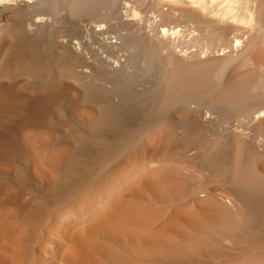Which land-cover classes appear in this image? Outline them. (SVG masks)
Returning a JSON list of instances; mask_svg holds the SVG:
<instances>
[{
  "label": "bare ground",
  "instance_id": "bare-ground-1",
  "mask_svg": "<svg viewBox=\"0 0 264 264\" xmlns=\"http://www.w3.org/2000/svg\"><path fill=\"white\" fill-rule=\"evenodd\" d=\"M96 1L0 0V264H17L29 213L42 264L61 251L63 264H264V0L212 10L218 34L228 20L257 28L215 57L183 52L180 23L149 24L120 0L107 10L136 34L100 24L93 63L65 32ZM173 1L209 12L207 0Z\"/></svg>",
  "mask_w": 264,
  "mask_h": 264
},
{
  "label": "rangeland",
  "instance_id": "rangeland-1",
  "mask_svg": "<svg viewBox=\"0 0 264 264\" xmlns=\"http://www.w3.org/2000/svg\"><path fill=\"white\" fill-rule=\"evenodd\" d=\"M101 1V2H100ZM97 0L96 2H95V4H92V6L93 7H91L90 9L91 10H89V11H86V9H89V7L88 6H84V4H82V7L83 8H81V5H79V7L81 8V10H83V11H81V13L79 12V30L78 31H72V30H67L65 33L66 34H79V40H80V43H82L81 45H82V47H83V49H90L89 51L88 50H86L87 52H88V54H89V56H90V62H93V63H97L98 62V55L96 54V53H98L99 52V49H97L99 46H100V41H99V36H98V40L96 39L97 38V35H100L101 33H102V31H101V33L99 34V30H101V29H99L98 27L100 26V24H103L102 26L104 27L102 30H103V34H136V33H134V31H132V30H130V29H127V28H124L121 24H120V22L117 20V18H115L116 16H115V14L113 15L112 13H115L114 11H116V9H119L118 8V6L121 4L120 3V0H118L119 2H116L117 0H111V2H110V0H107V1H105V0ZM104 2V7H103V2ZM128 1V2H127ZM154 1V6H153V2H152V0H149V2L151 3L152 2V4H150L149 2H148V0H121V2H125V4H121L120 5V8L122 9V10H130L129 8H130V6H131V9L132 10H134V8H136V10L135 11H137L138 13H140V15H142V16H144L145 17V21H146V19H147V23H151V22H157V23H159L160 25H164L165 23H166V27H173L174 25H169L170 24V22H174V24H175V26H176V23H180L179 24V26L178 27H175V30H178V32L180 33L181 31L183 32L184 30L185 31H187V32H190V31H193L194 30V35H198V37H197V39H196V37L195 36H193V32L190 34V35H188V33L187 32H183L184 34H182V33H180V35H179V33H178V36H179V39H180V41H179V44L182 46V48L184 49H182V51L184 52H187V53H195V54H198L199 56H201V57H215V56H218V55H223L222 54V52H224L225 54L226 53H228L229 51H232L233 50V48H234V45H235V43H236V41L239 39L241 42H245L246 41V36H247V38L249 37V36H252V35H256L255 33L257 32V28L255 27V28H253L251 25H246V26H244L245 25V23H244V25H243V23L242 22H239V23H237V22H235V21H233V20H228V21H226V22H222L221 24H222V27H223V31H225V32H223L224 34H222V32L220 33L219 32V34H218V32L217 31H213V30H216L215 28H216V24H218L217 22V20H218V18L216 17V16H214L213 15V11L212 10H215V8L217 9V8H223V7H227V4H228V2L230 3L231 1H233V0H207L208 1V4H209V12H208V14L207 15H205V17L203 16V18H201V19H199V18H195V17H193L192 15H190V14H188V13H186V12H184V9L185 8H188V7H185V6H183L182 4H180V3H177V2H175V1H173V0H153ZM216 1V2H215ZM115 2V3H114ZM126 2H127V4H126ZM139 2V3H138ZM225 2V3H224ZM236 2H238V0L237 1H233V2H231L230 3V5L229 6H232L233 8H234V10H235V12L236 13H239V14H244L245 13V9H244V7L246 6V4H245V6H244V4H242V2H245L244 0L242 1L241 0V2L239 1L237 4H235ZM97 3H100V4H97ZM107 3H108V5H107ZM239 3H241L242 4V6H240V7H238V8H240V9H238L237 10V8H235V7H237V5L239 6ZM112 4H113V6H112ZM114 4H116V5H118L117 6V8H115V10L113 9V7H114ZM136 4V5H135ZM137 4H139V5H142V6H140L139 7V5H137ZM148 4V5H147ZM150 4V5H149ZM226 4V5H225ZM233 4H235V5H233ZM107 5V7H105ZM110 5L112 6V9L114 10L113 12H112V9H111V7H110ZM116 5H115V7H116ZM219 5H222L221 7H219ZM108 6H109V9H108ZM122 6H127V7H122ZM150 6V7H149ZM211 6V7H210ZM86 7H88V8H86ZM129 7V8H128ZM147 7H148V11L146 10L147 9ZM151 7H153V8H155V9H150ZM102 8H105V9H103L104 10V12H103V10H102ZM125 8H127V9H125ZM138 8H142L141 9V11H140V9H138ZM146 8V9H145ZM110 10V11H108V10ZM80 10V9H79ZM107 10V11H106ZM152 10V11H151ZM153 10H154V12H153ZM155 10H157V11H155ZM242 10V11H241ZM85 11V12H84ZM140 11V12H139ZM212 11V12H211ZM101 12H103V14L101 13ZM109 12H110V15L109 16H111V17H108L107 15H105L106 13H108L109 14ZM151 12V13H150ZM155 12H159V13H157V14H155ZM177 12V13H176ZM85 13H87L85 16H84V14ZM149 13V14H148ZM211 13V14H210ZM102 14V15H101ZM159 14H161V15H159ZM184 14V15H183ZM88 15H90L91 17H89ZM106 17V19L104 18V16ZM148 15V16H147ZM150 15H152V17L150 16ZM159 15V16H158ZM87 16H88V18H87ZM115 16V17H114ZM181 16H182V18H181ZM112 18V19H111ZM114 18V19H113ZM150 18V19H149ZM159 18H160V20H159ZM165 18V20H166V22H165V20L163 21L162 19H164ZM94 19H96V23H95V20ZM117 20V22H116V20ZM153 19V20H152ZM107 20V21H106ZM109 20H111V21H109ZM115 20V22H116V24H115V22H114V24L113 25H111L112 24V22ZM149 20V21H148ZM99 21V22H98ZM151 21V22H150ZM92 22V23H91ZM101 22V23H100ZM163 22H165L164 24H163ZM176 22V23H175ZM181 22L184 24L185 23V26H183V25H181ZM192 22H193V26L195 25V28H193V26L192 25H190V24H192ZM118 23H119V25H118ZM169 23V24H168ZM97 24H99V25H97ZM177 24V25H178ZM97 25V26H96ZM189 25V26H188ZM89 26H91V27H89ZM94 26V27H93ZM181 26H183L184 27V29H182L183 27H181ZM196 26H197V28H196ZM208 26H210V27H208ZM211 26H213L212 28L213 29H211ZM165 27V26H164ZM188 27V28H187ZM248 27V28H247ZM250 27V28H249ZM88 28H89V30H88ZM192 28H193V30H192ZM203 28V30H202V32H201V29ZM205 28H206V32L208 31V33H206L204 30H205ZM245 28V29H244ZM98 29V32L96 31ZM195 29H197L196 31H195ZM209 29V30H208ZM253 29H255V30H253ZM123 30V31H122ZM180 30V31H179ZM244 30V31H243ZM246 30V31H245ZM253 30V31H252ZM90 31V32H89ZM198 31H199V33H198ZM211 31H213V32H215L216 34L214 35V33H212ZM243 31V32H242ZM252 31V32H251ZM132 32V33H131ZM197 32V33H196ZM238 32H240L239 34H238ZM246 32H248L247 34H246ZM187 33V34H186ZM200 33H202V34H200ZM204 33H205V35L207 36V37H205L206 39H205V43H206V41H208L209 42V46H213V44H214V46H216V44L217 43H215L217 40V42L218 43H220L219 41L221 40V43L222 42H225V40L227 41V42H225V43H222V46L220 45V44H218L220 47H218V45H217V48L218 49H212V50H215L216 52H212V50H211V48L212 47H209L208 45H207V43L206 44H204L203 42H204V40H203V42H202V39H201V35H203L204 36ZM213 35H212V34ZM242 33V34H241ZM86 34H87V36L90 34V35H94L95 36V39H93L94 37L92 36V38H89V36L87 37V39H86ZM185 34H186V39L188 38V36L190 37V38H188L189 40H188V42H186V44H185ZM233 34L235 35V36H233ZM244 34V35H243ZM85 35V36H84ZM181 35L183 36V37H181ZM192 35V36H191ZM196 35V36H197ZM228 35H229V37H230V39H229V37H228ZM232 35V36H231ZM202 36V37H203ZM217 36H219L221 39H216V37ZM243 36V37H242ZM181 37V38H180ZM194 37H195V39H194ZM210 37V38H209ZM212 37V38H211ZM219 37H217V38H219ZM237 38V40H235L236 38ZM239 37V38H238ZM240 37H242L241 39H240ZM85 38V39H84ZM81 39H82V41H81ZM84 39V40H83ZM223 39V40H222ZM92 40L94 41V42H92ZM182 40V41H181ZM196 40V41H195ZM212 40V41H211ZM87 41V42H86ZM99 41V42H98ZM193 41H194V43H193ZM215 41V42H214ZM83 42H86L85 44H86V47H85V45H84V43ZM95 43L96 45H91V43ZM97 42V43H96ZM184 42V43H183ZM202 42V44L203 45H205V46H200V43ZM214 42V43H213ZM192 43L194 44V45H192ZM212 45H211V44ZM231 43V44H230ZM87 45H88V47H87ZM134 42H133V38L132 37H130L129 39H128V43L126 44V45H124V46H122V51L123 52H126V53H128L129 52V50L131 49V48H134ZM189 46V47H185V46ZM192 45V46H191ZM196 45H197V47H196ZM207 45V46H206ZM230 45H231V47H230ZM98 46V47H97ZM199 46V47H198ZM196 47V48H195ZM202 47V48H201ZM207 47H209L210 49L208 50V48ZM260 47H263L264 48V42H262L261 44H260ZM187 48V49H186ZM190 48V49H189ZM213 48H215V47H213ZM219 48H224V51H223V49H220L219 50ZM226 48V49H225ZM188 49H189V52H188ZM196 49V50H195ZM207 49V50H206ZM231 49V50H230ZM96 50V51H95ZM187 50V51H186ZM197 50H199V51H197ZM204 50H206L205 52H204ZM219 50V51H218ZM96 52V53H95ZM208 52V53H207ZM212 52V53H211ZM219 52V53H218ZM93 53L95 54V56L93 55ZM211 53V54H210ZM94 57V58H93ZM157 67L158 69H162V63H161V60L159 59L158 61H155V63H153L152 65H150V67ZM151 67V68H152ZM150 68V69H151ZM155 68L154 69H148L147 70V76H146V82L148 83V84H151V83H153V82H156V80H157V72L155 73ZM246 68H244V67H240V71H242V70H245ZM204 102L205 103H207V100H204ZM226 113H228V114H226ZM231 113H233V112H230L229 110H226V111H224V113H223V115H229L230 114V116L228 117V116H224V118H226V119H228V118H231ZM235 113V112H234ZM234 116L236 115V114H233ZM233 117V116H232ZM236 117V116H235ZM60 188H61V193H63L64 192V190H65V186L64 187H62V186H60ZM31 213H29V216L31 217ZM29 216L28 217H24V218H22V222H23V224H24V227L22 226V228H23V233H22V235H21V237H19L18 238V242L19 243H17L16 242V245H15V243H13V244H11V246H12V251H11V253H12V255L13 254H15L14 252H16V254L15 255H13V256H15L16 257V263L17 264H38V262H40L41 264L42 263H44L45 262V260L47 261L48 260V255H47V250L45 251V245H43L42 244V239H41V235H39V234H34L33 233V230H32V228H31V225H32V223L30 222L29 223V221L31 220V218H29ZM24 220V221H23ZM29 220V221H28ZM27 222V223H26ZM33 226V225H32ZM27 229V230H26ZM30 229V230H29ZM32 230V231H31ZM29 233H31V234H29ZM29 235V237H28V235ZM32 234H34V235H32ZM23 235H24V237H23ZM31 236V237H30ZM23 238H25V239H23ZM30 238V239H29ZM37 238H38V241H37ZM29 239V240H28ZM36 239V241H35V243L33 244V241ZM29 243V244H26V243ZM17 244H18V247H17ZM28 245V246H26V245ZM33 244V245H32ZM25 245V246H24ZM37 245V246H36ZM43 245V246H42ZM18 248V249H21V250H16L15 248L16 247ZM32 246H34V247H32ZM27 247V248H26ZM33 249H35V250H33ZM36 247V248H35ZM28 248L30 249L29 251L30 252H28L27 250H28ZM31 249L34 251L33 253L31 252ZM42 249V250H41ZM23 251H24V253H23ZM28 252V253H27ZM35 253V254H34ZM64 251H61L59 254H58V257H57V263H54V264H63L64 263ZM19 254V255H18ZM34 256H33V255ZM40 254H42V255H40ZM32 255L33 256V261H32V263H31V261H30V259L32 258V256L30 257V256ZM40 255V256H39ZM19 258H18V257ZM47 256V257H46ZM19 260H18V259ZM30 258V259H29ZM46 258V259H45ZM63 258V259H62ZM22 259V260H21ZM28 259V260H27ZM41 261H40V260ZM23 262H21V261ZM25 261V262H24ZM44 261V262H43Z\"/></svg>",
  "mask_w": 264,
  "mask_h": 264
}]
</instances>
